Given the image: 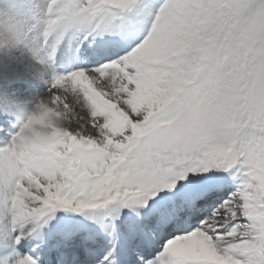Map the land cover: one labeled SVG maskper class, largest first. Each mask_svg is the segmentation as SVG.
I'll use <instances>...</instances> for the list:
<instances>
[{
    "label": "snow or ice",
    "instance_id": "1",
    "mask_svg": "<svg viewBox=\"0 0 264 264\" xmlns=\"http://www.w3.org/2000/svg\"><path fill=\"white\" fill-rule=\"evenodd\" d=\"M47 16L54 75L23 130L0 62V264H264V0Z\"/></svg>",
    "mask_w": 264,
    "mask_h": 264
},
{
    "label": "rangeland",
    "instance_id": "2",
    "mask_svg": "<svg viewBox=\"0 0 264 264\" xmlns=\"http://www.w3.org/2000/svg\"><path fill=\"white\" fill-rule=\"evenodd\" d=\"M47 12L48 0H0V62L7 61L21 73L19 82L14 85L23 112L15 126H20L21 130L33 116L39 115L40 107L46 104L47 85L54 75L47 62L43 39ZM58 61L61 74L73 67L71 64L65 67L63 52ZM38 86L41 87L38 92L31 90Z\"/></svg>",
    "mask_w": 264,
    "mask_h": 264
},
{
    "label": "bare ground",
    "instance_id": "3",
    "mask_svg": "<svg viewBox=\"0 0 264 264\" xmlns=\"http://www.w3.org/2000/svg\"><path fill=\"white\" fill-rule=\"evenodd\" d=\"M46 68H47V70H49V73H50V68H49L48 66H46ZM51 76H52V75H51ZM38 89H41V87L38 86L37 88H35V89L32 88L31 90H34V91L36 90V91L38 92ZM36 91H35V92H36ZM44 93H45V92H43V94H44ZM19 127H20V126H18L17 128H19Z\"/></svg>",
    "mask_w": 264,
    "mask_h": 264
}]
</instances>
